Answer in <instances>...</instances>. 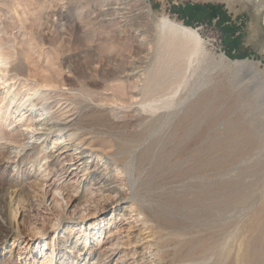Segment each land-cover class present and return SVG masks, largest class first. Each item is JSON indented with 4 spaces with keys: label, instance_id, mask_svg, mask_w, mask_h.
<instances>
[{
    "label": "rangeland",
    "instance_id": "1",
    "mask_svg": "<svg viewBox=\"0 0 264 264\" xmlns=\"http://www.w3.org/2000/svg\"><path fill=\"white\" fill-rule=\"evenodd\" d=\"M117 1L0 0V42L4 44L0 43L1 48L11 49L12 60L21 54L22 62L29 61L28 64L24 62L26 77L19 76L14 89L22 91L25 82L53 72L54 85L45 89L56 116L71 119L79 115L81 131L85 128L95 144L106 142L110 153H121V156L129 154L132 147L126 144L129 140L123 138L120 123L127 121L128 129H142L144 137L139 146L133 147L137 152L142 150L136 162L137 171L143 170L141 174L147 173L149 177L144 180L141 192L148 197L163 191V188L156 187V181L165 179L178 193L167 205L161 201L150 203L153 210L146 226L153 227L147 230L134 219L135 211L127 219L117 217L128 200L123 201L115 212L100 214L97 209L83 212L78 216L82 221L71 217L76 215L63 212L59 226L53 230L52 224L62 212L45 210V204H40L35 196L38 186L44 183L43 179L50 180L54 175L44 170L43 157L35 162L25 158L17 166L12 161H0V187L18 189L22 185L32 204L31 211H27L28 221L13 245L11 234L0 232V264H41L43 255L37 261L33 257L40 254L41 245L47 240L49 250L55 253L52 264H89L99 246L96 238L104 237L105 240L115 231L113 241L127 243L121 248V244L118 245V250L134 248L137 253L131 260L117 263V254L111 252L104 257L102 264H157L152 261L154 258L146 262L140 260L142 252L155 249L153 246L148 249L152 238L147 235L151 232L160 242L161 256L171 264H195L191 260L200 258L205 250L212 253L205 264H230L236 255V242L245 236H250L253 243L249 252L250 264H264L263 16L250 0H235L233 3L222 0H145L153 11L149 16L138 0H120L126 7L123 14L109 9ZM181 3L222 5L229 19L222 24L213 19L189 25L197 29L201 40L200 49L191 58L179 52L173 55L170 46L158 40L151 20L165 14L185 24L171 10ZM133 15L136 16L133 18ZM135 27L144 30L140 33L142 35L135 36ZM227 29L233 33L229 34ZM109 54L111 59L107 57ZM140 55H147L142 67L146 78L151 79L148 93L144 89L141 93L130 88L131 81L123 83L121 71L135 64L134 58ZM246 58L257 63V74L236 71L228 63ZM12 60L11 64L15 62ZM122 88L131 94L140 92L129 107L119 101H110L112 94L122 92ZM3 90L0 86V95ZM152 94V99L160 105L153 113L142 110L137 102L140 97H146L143 98L145 101ZM136 107L140 111L135 110ZM0 108L1 113L6 105L0 104ZM149 121L150 125L144 128ZM5 127L0 123V133ZM111 158L108 156L109 161ZM101 168L96 174L102 171ZM89 175L81 167L72 179L62 178L59 182L64 188L79 187V195H83L91 181ZM151 181L156 185L152 186ZM24 205L27 207L26 203ZM111 217L114 223L108 222ZM249 219L250 232L247 228ZM254 221L257 226L252 228ZM81 222L86 224L88 237L82 250L79 249L81 246L72 248V242H63L66 237L71 241L75 239L79 232H70V226ZM230 226L234 227V238L228 233ZM182 228L188 233L180 238L178 230ZM38 231L45 235L41 237ZM190 235L197 237L201 245L196 247L194 238L185 240ZM3 240L6 242L1 244ZM131 244L135 246L131 247ZM84 252L88 255L83 260Z\"/></svg>",
    "mask_w": 264,
    "mask_h": 264
},
{
    "label": "bare ground",
    "instance_id": "2",
    "mask_svg": "<svg viewBox=\"0 0 264 264\" xmlns=\"http://www.w3.org/2000/svg\"><path fill=\"white\" fill-rule=\"evenodd\" d=\"M138 1H139V4H141V6L143 7L144 9L143 11L146 12L148 16L150 14H153L152 9L145 2V0H138ZM222 1L233 3L235 0H222ZM250 1L253 4V6L256 8V11L259 12L263 16V19H264V0H250ZM124 4H125L124 1L119 0L116 3H113L112 6H109V9L115 11L116 13L123 14L124 12H122V10L126 9ZM22 15L26 16L28 14H22ZM135 16L136 15H133V18ZM129 19H132V18L129 17ZM151 20L155 25L158 40L162 42L164 41L166 44H168L170 46L169 51H171L173 55L175 54L174 52H179L191 58L192 54L196 53V51L200 49L198 48V46H200L201 40L198 35L197 29L195 27H192V26L183 24L180 21L171 19L168 15H165V14H162L160 16H155V18L154 19L151 18ZM142 30L143 29L141 27H135L134 29L135 36L142 35L140 34L142 33L141 32ZM40 38L42 37L40 36ZM109 38L110 37H108V39ZM3 40L2 42H4ZM1 44H0V86L4 90L2 91V95H0L1 96L0 104L6 105V108L5 110H3V112L0 113L1 114L0 123L4 125V127L6 126L5 127L6 129L5 131L1 130V133H0V140L4 139V141L0 142V161H4L5 163L8 161H12L14 166H17V164L22 163L25 158L29 159L31 162L33 161L35 162L38 158L43 157V159L45 160L43 163L45 165L44 170H47L48 174L53 172L54 175L52 176L53 178H51L50 180H47L46 178H44L43 179L44 183L41 182L40 184V182H38L40 186H38L39 188L37 187L39 190H37V194H35V196L36 195L38 196L39 201H41L40 204H45V207H44L45 210H48V211L56 210L57 212L59 211L62 212L61 215L57 217L56 221L52 224L53 230L59 226L61 222L60 219H62L61 216L64 214L63 212L70 213L71 215H76L77 217L71 216L69 214L71 217L77 218L76 220L82 221L81 219L79 220L78 218L83 214V212L96 211V209L99 210L100 214H103L106 211L115 212L119 209V206L123 203V201H126V200H128L129 202L127 204L125 203L126 204L125 208L120 210L117 217H119V219H122V220L127 219L130 216L131 212L135 211L133 215H134V219H136L137 222H140L141 224H143L142 226L143 227L145 226L144 228H146V230L148 228L150 229V227H153V226H150V227L146 226L148 224L147 222L150 220L149 216L151 214V209L153 208V205H151L150 203L153 201L155 202L161 201L163 204L167 205L169 201L171 200V198H173V196H175L178 192L175 188L170 186L167 180L165 179H162L158 182L156 181L157 185L153 181L150 182L152 186L156 185L158 189L163 188L164 189L163 191L158 192L155 195L148 196L150 198H148L146 195H144L141 192V189H142L141 186L144 184V180L147 181L149 177L147 173L143 175L141 174L143 170L141 172L137 171L136 162L138 163L137 160L142 150H139L137 152L136 149H134L133 147L139 146V142L144 137V131L142 129L141 130L128 129L129 123H126L127 121L120 123L121 125L118 124L119 127H122L121 134L123 138L126 140H129L128 143L126 144L131 145L132 147L131 152L124 156H121V153H119L118 155H116L115 152L110 153L109 151L110 148L107 146V144L105 145L106 142L98 144V145L95 144L94 140H92L91 138L92 136H88V133L84 131L85 128L83 129V131H81L82 127H80V124H82V122L79 123V119H77L79 115L76 118L72 117L71 119H68V117L62 118L61 115L56 116L55 114L56 112L54 111L52 112L53 107L51 105V102H48V99H49L48 94H47L48 91L45 88L54 85L53 78H52L53 72L51 73L50 71L49 73L51 74H49L48 76H46V74L45 76H43L41 73L42 76H40L39 78L38 77L35 78V80H32V82L29 80L30 81V82L28 81L29 83L24 81L25 83L22 86L25 88L22 91H18L16 90V88L14 89L15 84L18 80V77L19 76L26 77L25 75L26 67L24 65V62L28 64L29 61L26 62V60H24V62H22L21 54L20 55L17 54V56L15 54L16 58L15 60L13 59L15 62L14 63L12 62L11 64L10 61L12 60L11 59L12 51L11 49H9L8 51L5 48L3 50L1 48ZM13 51L17 53V51L15 50ZM25 54H23V57ZM110 56H111L110 54L107 55V57H110ZM112 59H114V57H112ZM146 59H147V55H140L134 58L133 62H135V64L133 63V65H129L125 70H122L121 73H122V78L124 79L123 83L129 84V81H131L132 84L131 86H129L130 88L136 89L137 91L140 90V92L144 89V92L147 91L148 93L151 91V87H150L151 84H149L151 79L146 78L144 74L145 72H143L144 66L142 67V63L144 62L146 63ZM48 61L46 62L48 63ZM228 63L232 67H234L236 71L253 72L254 74L258 73L257 63L248 58L242 59V60H234L231 62L228 61ZM45 66L46 65H44L42 68H44ZM120 67L124 69V67H122L121 65ZM41 71L44 72L45 69ZM38 72H35L34 74L36 73L38 74ZM31 76H34V75H31ZM122 90H123L122 92L120 91L114 92L112 94V99L110 101L112 102L119 101L123 104H127L126 106L129 107L130 104H132L133 99L136 98V96L139 95L140 92H138V94H131V93H128V90L124 91V88H122ZM154 94L151 95L152 97H147L146 100L149 99L148 102H145L146 100L144 101L143 99L146 97L139 98L137 102L142 110L144 109L148 112L153 113L160 107V105L155 103V99H152L154 97ZM135 110H139V107H136ZM152 117H154V115ZM154 118H151V119H154ZM113 121H115V119ZM150 123H151L150 121L145 123L144 128H147L150 125ZM130 126H133V124H131ZM11 154H13V156H11ZM108 156L112 157L110 161L108 160ZM65 166H70V167L66 169ZM81 167L84 168L85 173H90L89 176H91V181L86 187V189H84L85 193H83V195H79V187L76 186L74 188L73 186L70 189H68V188H64V184L62 182H59L62 178L64 179L68 178L67 180L72 179L76 171ZM99 168H101L102 171L96 174ZM64 169L66 170L64 171V174H62ZM121 176H124V177L121 178ZM26 184L24 183V185ZM160 185H162L163 187H159ZM21 187L23 188L22 185L18 189H10V187H7V188L0 187V192H1L0 193L1 194L0 195V232L1 231L6 232L7 235L11 234L10 236V238L12 239L11 245H13L15 241H17L18 236L21 234L22 227L25 226V223H27L28 221L27 211L28 210L31 211L30 205L32 204H30L29 202L28 194L25 193L24 191L25 188L22 189ZM29 187L30 186H28V188ZM124 187H126L125 190H124ZM29 196L31 197V195ZM35 196H34V199H35ZM25 203L27 207L24 205ZM113 221L115 220L112 218L108 222L112 223ZM256 222L257 221H254V223L251 225L252 228L257 226ZM85 225L82 224L81 222V223L70 226V232L74 230H78L79 234L75 237L73 241H71L69 237H66L63 242L65 243L72 242L71 243L72 248L81 246V248L79 247V249L82 250L85 247L86 242L88 240V237L86 236L87 228ZM118 226L119 225H117L116 229H118ZM247 228L249 229V231L246 229V232L247 231L250 232V219L247 221ZM98 229L100 230V228ZM115 232L114 233L112 232L109 235H107L105 240H104V237L96 238L99 246H98V249L94 251L95 254H93L92 262L91 263L89 262V264H102V262L104 261V257L108 253H111V252L117 254L115 258V261L117 263H122L126 260H131L134 257L135 253H137L135 252L134 248L133 249L124 248V250H118L119 248L118 245L121 244L120 246L121 248V247H124L125 244L127 243L125 242L123 243L120 241H113V235H115ZM37 233L38 234L40 233L39 235L41 237L45 235V233L41 231H38ZM178 233L180 235L179 237L181 238V236H185L188 232L185 230V228H182L178 230ZM228 233L230 237L234 238L235 230L233 226H230ZM147 236H151L152 238V241L148 243L149 244L148 249L150 250V247L152 246L155 249L154 251H150V252H144V253L140 252L141 253L140 260L144 259V261L146 262L148 261V259L154 258L152 261H156L157 264H171L167 258L161 256V253H160L161 251L159 252L160 242L157 241V237H156L157 235L155 236V234L151 232V234ZM58 237L59 236L57 235V239ZM190 238L195 239L193 235H190L185 240H188ZM195 240H196L195 242L196 247L200 246L201 242L199 241V239H197L196 237ZM5 242L6 240H3L1 244ZM55 242H56V239H55ZM236 243H237L236 244L237 246L236 255H235L234 260L230 264H250L249 252H250L251 245L253 244L252 241L250 240V236L242 237ZM48 245H49V240L45 241L41 245L42 250L39 255L36 254V256L33 257L34 261H37L38 258H41V255L44 256V260H42L41 264H52L53 261H55V253L54 252L52 253L51 250H49ZM134 246L135 244H131V247H134ZM226 251L229 252V250H226ZM119 253H122V254L119 255ZM83 255H84L83 256V260H84L86 259L88 253L84 252ZM211 255L212 253L210 252V250H205L204 254H202L200 258H198L197 260L192 259L191 261L196 262L195 264H205L204 262L207 259H209L208 257ZM150 262L151 261H149V263Z\"/></svg>",
    "mask_w": 264,
    "mask_h": 264
},
{
    "label": "trees",
    "instance_id": "3",
    "mask_svg": "<svg viewBox=\"0 0 264 264\" xmlns=\"http://www.w3.org/2000/svg\"><path fill=\"white\" fill-rule=\"evenodd\" d=\"M222 5L213 4H179L173 6L171 10L178 14L184 21L186 25H194L202 23L203 21L211 22L216 19L218 24L226 22L228 17L225 11L222 9ZM226 32L229 34L233 33V30L227 29ZM230 40V38H228Z\"/></svg>",
    "mask_w": 264,
    "mask_h": 264
}]
</instances>
